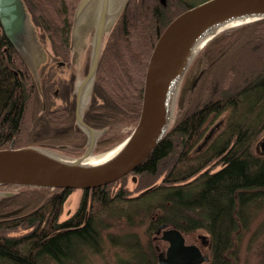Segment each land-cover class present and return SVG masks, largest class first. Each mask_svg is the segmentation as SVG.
I'll list each match as a JSON object with an SVG mask.
<instances>
[{"label":"trees","instance_id":"1","mask_svg":"<svg viewBox=\"0 0 264 264\" xmlns=\"http://www.w3.org/2000/svg\"><path fill=\"white\" fill-rule=\"evenodd\" d=\"M78 1L24 0L58 55L69 50ZM199 3L128 0L106 43L103 36L82 108L83 120L101 132L93 152L123 140L129 131L117 126L136 125L153 45L176 16ZM1 67L0 150L14 142V148L23 143L69 157L83 154L87 136L73 112L67 115L65 108L60 115V107L51 115L43 69L37 82L0 30ZM175 110L162 142L134 172L82 190L77 209L62 221L73 190L0 186L17 190L0 197V264H78L85 250L101 251L102 232L114 220L131 229L147 221L148 235L162 225L183 234L204 231L210 255L203 264H232L233 242L264 210V151L254 149L264 139V20L227 29L202 48L182 79ZM130 176L135 189L128 187ZM20 229L27 232L6 234ZM107 238L128 254L120 264H157L152 244L144 248L135 232Z\"/></svg>","mask_w":264,"mask_h":264},{"label":"water","instance_id":"2","mask_svg":"<svg viewBox=\"0 0 264 264\" xmlns=\"http://www.w3.org/2000/svg\"><path fill=\"white\" fill-rule=\"evenodd\" d=\"M94 1L79 0L73 26ZM109 3L110 0H100L89 67L76 87L74 117L88 137L85 151L80 157L66 159L32 146L13 148L11 145L1 149L0 186L82 191L110 184L134 172L167 133L182 79L202 48L227 29L264 20V0H205L176 16L159 34L148 58L140 112L132 132L116 146L118 149L109 158L86 164L82 160L92 156L97 136L82 118L84 98L95 78L107 23L119 17L128 0H119L114 12L109 11ZM31 26L24 0H0L1 33L33 75L29 52L31 44L36 42ZM260 146L264 150V140ZM156 233L167 243L165 253L157 255V264H203L209 261V256L202 254L197 245L186 244L183 233L176 228L162 225ZM201 239L204 245L205 237Z\"/></svg>","mask_w":264,"mask_h":264},{"label":"rangeland","instance_id":"3","mask_svg":"<svg viewBox=\"0 0 264 264\" xmlns=\"http://www.w3.org/2000/svg\"><path fill=\"white\" fill-rule=\"evenodd\" d=\"M186 1L190 3H199L202 0H186ZM109 4H110L109 11L114 12L118 8L119 0H110ZM99 6H100V0H95L93 4L90 6V8H88V10L78 18V20L75 23V26H73V20H72L69 50L68 52H66V54L62 53L61 55L56 54V51L51 48L50 42H48L43 37L42 31L40 29L38 30L37 27H35L32 21L31 15L29 11L27 10L29 17H30L31 24L33 26V27L31 26L33 30L32 32L35 35L34 42H36L35 45L33 43L31 44L32 47L30 48V52H29L31 63L33 65L34 72H35L33 74L34 75L33 77L35 78V80H37L38 77L41 75L40 69H43L42 75L45 77V79H47L48 71H51V69L54 70L53 68L56 66L54 62L64 61L66 62V66H64L63 68L54 70L56 72V76H58L59 78H64L65 76H67L68 70H69L68 76L74 73V76L76 77L73 82V87L78 85V83L82 81V79L85 77L87 73L89 63H90L91 50H92V38H93L94 26H95V22L97 19ZM44 13L45 12H42L41 14V17L43 18H44V15H46ZM116 20L117 18L116 19L113 18L107 23L106 30L104 32V40L106 39L105 43L107 42L109 38L107 33L114 26ZM56 57H59L58 60L56 59ZM88 91L84 98V104H86V102L88 101V97H87ZM58 103L59 102L57 101V104ZM176 114H177V111L175 110V101H174L171 122L175 119ZM224 116L225 115L219 117L214 124H217L218 122L222 123ZM134 127H131L126 124H122L120 126H117L116 128L119 132H122V133L129 131V133L126 134L125 137L123 138V140H125L129 136V134L132 132ZM100 133L101 132L99 131H95L96 136H99ZM209 136L210 134H208L206 138H208ZM87 140H88V137H87ZM263 140H259L256 143L255 148H254L256 152L264 151L260 148L261 147L260 144ZM121 142H119L118 144L112 146L111 148L105 151L95 153L92 150L91 155L92 156L101 155L102 153L112 150L113 148L118 146ZM13 143H11L12 147L14 146ZM21 144L22 145H19V144H16V145L20 146L18 148L26 147L25 144L23 143ZM32 147H37V146H32ZM50 152L53 153L54 155H58L66 159L77 158V157H69L68 155H65L61 152H54V151H50ZM131 179H133V176H130L129 179L127 180L129 181L128 187H130L131 189H135L136 185L134 186V183L131 182ZM16 192L17 190L14 188L1 187L0 197L6 196L8 194L11 195ZM81 195H82V191H79V190H74L70 193V195L67 197L66 201L64 202L62 206V211H61V215L59 216V221H62L68 218L70 215H72L75 212V210L78 207ZM108 223L112 225L111 227H109L108 229L102 232V239L100 243L101 251L99 253H93L90 250H85L81 254L82 258L80 257V255H77V258L79 259L78 261H80V262L77 261L78 264H120L122 260H126L128 258V254L119 246L114 245L107 238V234L112 235V236H122L128 232H135L138 235L140 244L144 248H146L148 243L149 244L151 243L153 248L155 249L156 255H158L159 253H165L167 245H165L163 241L159 240L160 234H157L155 232L151 235H148L146 231V227L148 224L147 221H145L142 225L136 226L133 229L129 228L126 225L124 220L108 221ZM260 224H264V210H261L258 212V214H256V216L252 220V224L249 230L246 231L245 233H242L240 235V239L238 240L235 239V241L233 242L234 243L233 248L230 251L232 253V256H231L232 264H264V229L258 230V227L260 226ZM25 232L27 231H23L20 229L17 231H13V230L7 231L6 234L9 236H21ZM183 235L185 237L186 244L197 245L198 247H200L202 254H206L208 256L210 255V238H208L207 234L204 231H196L193 233L183 234ZM201 237H205L204 245L202 244Z\"/></svg>","mask_w":264,"mask_h":264},{"label":"flooded vegetation","instance_id":"4","mask_svg":"<svg viewBox=\"0 0 264 264\" xmlns=\"http://www.w3.org/2000/svg\"><path fill=\"white\" fill-rule=\"evenodd\" d=\"M58 58L59 57H56L57 60H58ZM54 64L56 65L53 68L54 70L55 69H60V68H63L64 66H66V62H64V61H60V62L56 61V62H54ZM54 70L51 69V71H48V75H47V79H46L47 82H45L46 84L43 83V84H45V87H43V89L46 92H48L49 93L48 96H50L49 111H50V113L52 115V114H55L53 112L56 111L57 108L61 107L63 110L61 112H59L60 115L64 114V112H65L64 109L65 108H67V110H68L67 111V115H70V112H73V115H74L75 102H76V87H77V85L73 87V82H74L76 77L74 76V73H72V74H70L68 76V74H69V70H68L67 76H65L64 78H59L58 76H56V72ZM57 101L59 102L58 104H57ZM218 169L219 168L216 167L213 171H216ZM248 224H252V220L250 222H248ZM163 243L165 245H167L166 242L163 241Z\"/></svg>","mask_w":264,"mask_h":264},{"label":"bare ground","instance_id":"5","mask_svg":"<svg viewBox=\"0 0 264 264\" xmlns=\"http://www.w3.org/2000/svg\"><path fill=\"white\" fill-rule=\"evenodd\" d=\"M117 149L118 147L110 150L109 152L105 154L89 156L82 161L86 164H95V163L102 162L106 160L107 158H109L112 154H114Z\"/></svg>","mask_w":264,"mask_h":264}]
</instances>
